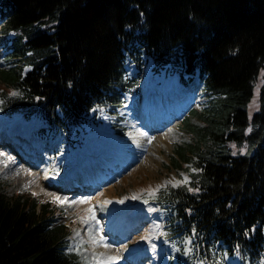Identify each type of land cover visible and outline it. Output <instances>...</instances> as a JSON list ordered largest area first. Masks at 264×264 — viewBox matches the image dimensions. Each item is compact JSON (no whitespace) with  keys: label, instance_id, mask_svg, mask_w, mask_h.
<instances>
[{"label":"trees","instance_id":"1","mask_svg":"<svg viewBox=\"0 0 264 264\" xmlns=\"http://www.w3.org/2000/svg\"><path fill=\"white\" fill-rule=\"evenodd\" d=\"M0 47V119L33 121L72 160L79 127L115 114L145 66L184 87L199 74L208 103L171 159L189 183L143 201L160 207L169 264H264V0H0ZM58 215L0 185V264H91Z\"/></svg>","mask_w":264,"mask_h":264},{"label":"rangeland","instance_id":"2","mask_svg":"<svg viewBox=\"0 0 264 264\" xmlns=\"http://www.w3.org/2000/svg\"><path fill=\"white\" fill-rule=\"evenodd\" d=\"M3 58L4 51L0 48L1 67L4 64ZM148 71L149 70H147V72ZM147 72L146 75L144 74L145 76L142 77L141 84L144 83V90L149 92V94L146 95L148 98L146 106L148 107L143 108L145 104V96L143 95L137 103L138 111L136 110V103L134 100L132 104L129 103L128 105H125L124 108L118 111L115 115L112 114L111 119L109 116H103V118H101V126L103 125V127L107 128L112 124V126H114L116 130H121L120 135L126 136L127 141L130 143L129 146L121 150V154L111 158L110 160H108L109 155L107 154V151L109 148H111V146H114L112 136L107 137L108 134H110V131H103V133H98L99 128L91 126H84L80 129L81 135L83 136L85 142L84 151H86L85 154L81 157L80 163L76 165L71 164L69 168L65 169V171L67 170L68 172L66 171L67 173L59 178L53 177L58 174L54 171V165H57L58 163H62L63 166L66 165L68 163L67 157L59 156L57 158H53L48 153H46L44 147L41 144L37 143L35 136L31 133L33 127L32 124L27 126L16 125L11 130L10 134H17L19 136H23L24 134L30 135L31 140L28 143L25 140L21 141V148H18V150L24 152V154L26 155L29 150H31V146L35 145L37 149V155H40V157L36 158V160L40 164L39 166L28 167L24 163H19V156L17 155L14 148L4 144L0 145L1 187L7 193L20 194L33 199H37L39 201H51L53 202V204L56 203L59 206L63 207V216L60 222L66 221L75 230V234L73 235V243L87 244L86 254L94 259V257L91 255V252H96L99 256L105 258L101 264H124L125 262H127V256L131 258V261L133 263H137L140 256H135L136 254H138V252L135 251L143 243L149 245V251L144 250L139 255H142L143 253L152 254V257L154 259L155 255L158 256V253H162L163 256V228L160 223H158V219L155 217V214L157 212L156 207L150 205L149 203L137 205L135 204V202L141 197L155 195L159 190L164 189L165 187H177L186 185L189 182L187 173L176 172V170L179 169L174 167L171 160L175 155L177 148L180 145L183 146L184 142H186L188 138L184 134V132H182L181 125L180 127L178 126L177 129H174L175 125L178 124L175 123V125L170 128V130L172 131L169 130L170 134L168 140L172 144V147L170 146V149L168 147L160 146V143H157L154 137L156 135L158 137L164 136V131H145L148 130V124L151 125V118L156 119L158 117L153 115H155L160 109V106L158 107L157 104H161L162 102V99L160 100V93L156 91L155 87L169 85L171 89L164 90L172 93L175 90L177 92L181 91L182 88L178 87V85L175 84V82L171 78L168 79L165 73L160 74L162 76L165 75V77L161 76L160 79L163 78V80L160 81L159 78L154 74H152V76H148ZM142 90L143 89L140 88L139 97L136 100H138L143 94ZM195 95L197 97V99L193 100L195 108L200 109L201 107L207 105L208 100L203 96L201 87L197 90V92H195ZM167 108L170 111V108L166 107L165 112ZM140 110L143 113L145 111H149V121L148 119L144 122L140 120ZM110 130L112 131L111 128ZM129 134L133 136H129ZM4 137L5 135L1 133L0 141L4 140ZM102 137L104 139L107 137L105 142L100 141ZM137 139H142L143 141L144 146L142 145V150L141 148H136V146L133 144ZM101 144L103 146H101ZM159 146L161 148H159ZM25 147H27V149L23 151V148ZM50 147L53 148L54 145L51 144ZM150 147L152 148V150ZM124 152H126V155L131 157V161L134 164L130 165L128 167L129 170L124 174L117 176L116 178L115 176H112V178H114L115 180L111 183L103 185L101 189L95 193V195L90 194L84 197L78 196L72 199H68L67 194L59 193L55 191L54 188L50 187L57 186V184H59L60 186L58 187H64L68 190H71V187L73 185H77V194H82L85 191L94 188L97 185L96 182L98 180L110 178L103 176L104 172H102L99 165L102 164V166H104L105 160H101L100 163H98V159H100L101 157H108L105 165L107 172H110L112 169H114V166L119 164V162L122 164L123 160H125ZM148 155H150V159H152V165L150 164V162H145L146 156ZM144 163L146 164V167L151 169V171H147V174L152 177V181L155 183L156 187H154L153 189L148 188L147 186H143V183L142 185L139 183L140 180H147L148 178V176L144 177L143 174H138V172L141 171V167ZM90 166H93V170ZM72 167H74L76 171L80 173H75L74 171H72ZM88 167L90 168L87 170ZM183 167L189 166L184 165ZM116 169H118L117 171L119 172V168ZM131 171L134 173L130 175ZM81 172H85V176H87V179L89 180L88 183L83 182L82 178L84 175ZM46 181H49L51 185L49 186ZM57 197L60 198L59 201H57ZM133 197L136 198L133 199ZM93 199H95L96 203L93 201ZM92 205L94 206L91 207ZM71 207H73V209H70ZM112 207L127 208L128 210L133 212V219H135V217H137L138 215H141L140 220H146L147 226L145 227V229L141 232V234L138 233L137 235H135L130 243H126L125 245L117 244L112 246L109 242L103 239L102 232L106 230L105 224L109 222V219L102 217V215H105L107 212H109ZM90 212L94 213L95 219L90 218ZM111 215L113 218H119V213L117 211H112ZM81 218L87 220V223L82 222ZM129 223L130 221H127V223L124 225H118L116 222H114L110 227L111 230L120 234H124L129 229ZM79 233L81 234V237ZM84 240L88 242L86 243L84 242ZM130 248L134 249V251L128 253L125 258L119 257L121 253L126 252ZM133 256H135V258H132Z\"/></svg>","mask_w":264,"mask_h":264},{"label":"bare ground","instance_id":"3","mask_svg":"<svg viewBox=\"0 0 264 264\" xmlns=\"http://www.w3.org/2000/svg\"><path fill=\"white\" fill-rule=\"evenodd\" d=\"M168 98H169V94L168 93H165V99H166V101L168 100ZM141 111V110H140ZM166 112L168 113L169 112V110H168V108L166 109ZM166 113V114H167ZM140 117H141V120L142 121H147V119H148V121L150 120L149 119V114H148V112H142L141 111V113H140ZM112 132V134H114V132L113 131H111ZM169 134H170V131L169 130H167V131H165V135L164 136H159V138H157L156 139V141H157V143H160V146H163V147H168L169 149H170V146L172 147V144H171V142L168 140V137H169ZM109 135V134H108ZM129 136H133V135H131V134H129ZM157 136V135H156ZM115 137V139H116V141L119 143V145H120V147H114L113 148V150L110 152V157L111 158H113V157H115V156H117V155H119V154H121V150H123L124 148H126L127 146H129V142H127V137L126 136H122V137H118V136H114ZM155 137V136H154ZM153 137V138H154ZM146 138V137H145ZM150 138V137H149ZM144 140V139H143ZM154 140V139H153ZM150 141V140H149ZM155 143V142H154ZM135 146H136V148H138V149H140L141 148V150H142V147L144 146L143 145V141H142V139H137L136 141H134V143H133ZM143 145V146H142ZM153 145V144H152ZM150 146H151V144H150ZM159 146V148H161ZM148 148V147H147ZM151 148V147H150ZM149 148V149H150ZM155 148V147H154ZM158 148V147H157ZM172 149V148H171ZM151 150H152V148H151ZM157 151V150H156ZM159 152V151H158ZM158 154V153H157ZM145 162H150V164L152 165V159H150V155H148V156H146V159H145ZM142 164V163H141ZM92 167V170H93V166H91ZM144 167V168H143ZM137 168V167H136ZM142 169H141V171H137L138 172V174H140V175H144V177H146V176H148V178H147V180L145 179V180H140L139 181V183L142 185V183H143V186H147L148 188H151V189H153L154 187H156L155 186V183L152 181V177L150 176V175H148L147 174V171L149 172V171H151V169L150 168H148V167H146V164L144 163L143 164V166L141 167ZM136 171V170H135ZM132 173H134V172H132L131 171V173H130V175L132 174ZM155 175V174H154ZM129 177H131V176H129ZM142 178V177H141ZM135 180V179H134ZM49 185H51V183L49 182V181H46ZM163 182V181H162ZM137 183V182H136ZM57 186H60L59 184H57ZM140 248V247H139ZM135 256H140L139 254H136ZM135 256H133L132 258H135Z\"/></svg>","mask_w":264,"mask_h":264},{"label":"snow or ice","instance_id":"4","mask_svg":"<svg viewBox=\"0 0 264 264\" xmlns=\"http://www.w3.org/2000/svg\"><path fill=\"white\" fill-rule=\"evenodd\" d=\"M135 198L136 197H133V199H135ZM56 199H57V201H59L60 198L57 197ZM121 202H123V201H121ZM90 218L95 219L94 213L90 212ZM81 219H82V222L87 223V220H84V218H81Z\"/></svg>","mask_w":264,"mask_h":264}]
</instances>
